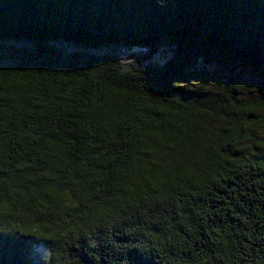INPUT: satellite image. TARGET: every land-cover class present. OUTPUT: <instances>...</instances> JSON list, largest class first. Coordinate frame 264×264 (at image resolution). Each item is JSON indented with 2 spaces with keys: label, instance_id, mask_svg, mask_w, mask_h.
<instances>
[{
  "label": "trees",
  "instance_id": "16d2710c",
  "mask_svg": "<svg viewBox=\"0 0 264 264\" xmlns=\"http://www.w3.org/2000/svg\"><path fill=\"white\" fill-rule=\"evenodd\" d=\"M0 264H264V0H0Z\"/></svg>",
  "mask_w": 264,
  "mask_h": 264
},
{
  "label": "rangeland",
  "instance_id": "374dc122",
  "mask_svg": "<svg viewBox=\"0 0 264 264\" xmlns=\"http://www.w3.org/2000/svg\"><path fill=\"white\" fill-rule=\"evenodd\" d=\"M42 253V252H41Z\"/></svg>",
  "mask_w": 264,
  "mask_h": 264
}]
</instances>
